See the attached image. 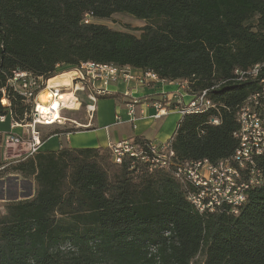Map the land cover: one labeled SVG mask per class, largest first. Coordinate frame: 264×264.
Wrapping results in <instances>:
<instances>
[{"label": "trees", "instance_id": "16d2710c", "mask_svg": "<svg viewBox=\"0 0 264 264\" xmlns=\"http://www.w3.org/2000/svg\"><path fill=\"white\" fill-rule=\"evenodd\" d=\"M115 14L144 21L141 34L87 22ZM83 63L147 71L205 94L210 106L185 108L168 141L174 161L232 160L241 111L257 97L264 116V0H0V117L32 120V104L10 85L16 71L46 82ZM251 166L260 182L244 202L201 213L189 201L196 187L172 169L117 164L109 147L39 151L8 164L0 157L1 173L36 185L32 198L5 203L0 264H264V154Z\"/></svg>", "mask_w": 264, "mask_h": 264}, {"label": "built area", "instance_id": "2783aa9c", "mask_svg": "<svg viewBox=\"0 0 264 264\" xmlns=\"http://www.w3.org/2000/svg\"><path fill=\"white\" fill-rule=\"evenodd\" d=\"M87 22L89 21L87 20ZM85 64L75 67V70L68 71V73H60L58 76L69 73H73V76L68 77L67 75L69 81L67 86L56 88L49 87L50 80L45 82L43 78H38L29 72L19 70L14 73L10 85L28 103L32 104L33 109L30 122L12 124V128L22 127L26 129V134L10 136L5 141L4 149L6 152H3V154L4 161L7 164L24 161L40 151L43 141L37 127L39 125H53L48 124L49 122L45 120L44 114L40 110L39 97L44 92L49 91L54 100L59 99L60 101L58 108L60 118L57 119V124L65 125V119L61 117L65 110H79L82 105L86 107L85 109L90 115V123H92L96 114L98 96L106 93V88L110 84L124 81L127 83L135 82L138 86H147L151 82H162L156 77H152L147 71L96 72L95 66H93L92 72H85ZM262 82L264 84V80ZM185 85L179 84V88L184 92ZM63 96H68L66 104L62 101ZM179 96L177 98L175 96L170 100L167 99L165 106L156 105L158 111L154 119H161L171 110H177L181 114V111H184L185 108L201 110L203 107L210 106V102L205 99V94L198 98L191 96V100L187 103L182 98L183 93H180ZM83 97L86 98V101ZM256 98L252 99L255 106L249 104L248 108H245V112H241L239 115L240 129L236 137L240 140V150L235 153L232 160H226V167H219L218 163L213 164L208 160L177 164L174 161L175 153L168 143L156 144L150 142L144 145L137 143L134 139H126L110 144L109 148L112 151L113 160L115 163L121 164L125 158L137 159L147 163L150 171L172 169L173 174L180 182L196 187L195 191L189 193V197L195 200L196 205H200L201 213L213 212L223 203L236 205V201L244 195L242 186L246 182H260V170L255 169L254 166L248 167L249 164H254L257 157L264 154V116L260 115L255 108L258 104ZM3 104L7 105L8 103L3 100ZM130 115L133 118L136 116L134 105L130 106ZM0 119L4 120L5 117H0ZM120 121L121 117L116 116L117 124ZM91 127L92 124L88 128ZM234 164H237L238 167ZM239 169L249 172L247 180H242L243 176Z\"/></svg>", "mask_w": 264, "mask_h": 264}, {"label": "crops", "instance_id": "0c3cea01", "mask_svg": "<svg viewBox=\"0 0 264 264\" xmlns=\"http://www.w3.org/2000/svg\"><path fill=\"white\" fill-rule=\"evenodd\" d=\"M128 71L142 72V70L134 69H128ZM106 91L121 95L119 99H116L115 117L108 122V125L100 127L96 120V113L92 122V129H84L74 134L50 136L43 141L40 151H58L62 148H107L110 144L126 139H134L136 136H141L150 142L168 143L182 114L177 110H171L161 119L155 120L154 116L158 111L156 105L165 106L167 99L170 100L175 96L177 98L180 93H183L182 98L185 103L191 100V96L179 88L178 82L155 81L147 86H138L134 82L119 81L110 84ZM45 94L46 92L40 95V102H42L41 97ZM132 105L136 108L134 118L130 115V106ZM116 116L121 117L118 124ZM9 117L11 124H13L10 114ZM6 119H8L7 116L3 121H6ZM3 121H0V123H3ZM107 126L111 127L106 130ZM10 129H13L12 125ZM0 134L2 137L6 136L1 129Z\"/></svg>", "mask_w": 264, "mask_h": 264}, {"label": "rangeland", "instance_id": "374dc122", "mask_svg": "<svg viewBox=\"0 0 264 264\" xmlns=\"http://www.w3.org/2000/svg\"><path fill=\"white\" fill-rule=\"evenodd\" d=\"M88 21L97 24L106 25L114 30L120 31H128L136 36L141 34L140 31H137V28H141L145 25L144 21L138 20L132 16L127 14H115L111 19L101 20L95 18H88ZM75 70V68L61 67L59 68V73H68V71ZM86 72V68H85ZM124 82V81H123ZM135 83V82H134ZM136 84V83H135ZM186 86V85H185ZM86 101V98L83 97ZM116 105L117 101L115 98H100L98 99L96 105V120L98 121V125L100 127L108 125V122L115 117L116 113ZM86 107L82 105L79 110H65L61 117L65 119V125L53 124V125H39L37 129L41 133V136H45L50 131H56L60 128H71V129H89L90 123V115L88 114ZM6 121L0 123V129L6 136L3 137L2 145L0 147V157L1 162L6 163L4 161L5 151V141L10 136L16 135H25L26 129L22 127L11 128V120L9 115H7ZM115 119V118H114ZM181 119V116L180 118ZM107 123V124H106ZM93 125V124H92ZM111 126H107L109 129ZM92 129V128H91ZM109 132V131H108ZM155 143V142H151ZM162 144V143H156ZM24 177L18 175L17 173H1L0 171V215L4 212V206L6 202H18L24 201L29 198H32L36 189V185L33 180L25 181Z\"/></svg>", "mask_w": 264, "mask_h": 264}, {"label": "bare ground", "instance_id": "6f19581e", "mask_svg": "<svg viewBox=\"0 0 264 264\" xmlns=\"http://www.w3.org/2000/svg\"><path fill=\"white\" fill-rule=\"evenodd\" d=\"M93 66H95L96 72L118 73V72L128 71V69H120V68H117L113 65H97L95 63H87V64H85L86 72H92ZM263 67H264V64H263ZM259 68H260V66H257L255 72ZM150 74L152 75V77L157 78L156 75H154L152 73H150ZM67 75H68V77H71V76H73V73H69ZM67 75H61V76H57L56 78H53L52 80L49 81V87L50 88H56V87H61V86H67L69 84V81L67 80ZM67 99H68V96L62 97V101L64 104H66ZM41 100H42V102H40V105H41L40 110L44 114L43 116H44L45 120H47L49 122L48 124L56 123L57 119L60 118V114H59V110H58V108L60 106L59 99L54 100V98L52 97L50 92L46 91V94L41 97ZM53 105H55L54 108H52ZM70 106H72V105L70 104ZM246 108H248V107H246ZM188 109H190V108H188ZM186 112H187V110L184 109V111H181V114L184 115ZM241 112H245V108ZM0 121H3V120L0 119ZM239 150H240V147L237 150V152H239ZM218 166L219 167H226V161L219 162ZM255 184H259V181L246 182V184H244V186H242V193H244L246 190H248L251 186H254ZM244 195L236 201V206H237V204L244 202L245 197H246V196L244 197ZM189 201L196 206V208L198 209L199 212H201L200 205H196V202L194 199L189 197Z\"/></svg>", "mask_w": 264, "mask_h": 264}]
</instances>
